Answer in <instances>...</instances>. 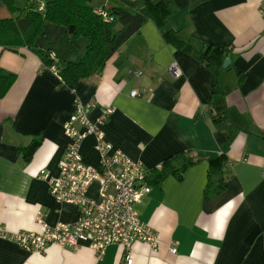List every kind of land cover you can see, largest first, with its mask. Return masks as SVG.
I'll return each instance as SVG.
<instances>
[{"label":"crops","instance_id":"crops-1","mask_svg":"<svg viewBox=\"0 0 264 264\" xmlns=\"http://www.w3.org/2000/svg\"><path fill=\"white\" fill-rule=\"evenodd\" d=\"M173 1L176 12L168 22L179 40L199 51L207 44L228 49L231 62L224 67L223 60L216 74L193 50L165 37L153 19L109 58L102 74L81 78L76 85L64 83L43 58L54 51L63 66L83 56L87 40L82 48L73 47V36L63 27L48 22L38 47L13 51L0 46V67L16 75L0 98V224L9 232L40 231L38 212L45 213L50 225L77 220L79 208L58 202L41 172H60L71 143L64 125L78 97L93 121L102 107L114 106L102 125L105 139L151 170V193L136 208L161 242L155 251L136 242L132 264H264V0ZM95 5L108 7L110 2ZM49 37L56 48L45 46ZM174 61L179 77L170 72ZM216 84L226 91L228 117L239 128L230 142L228 131L218 129L208 114ZM134 90L139 95L132 96ZM80 149L84 163L99 165L96 135L85 138ZM182 151L203 159L181 178L170 174L158 179L155 169ZM216 156L223 157L228 187L207 198L208 157ZM90 193L97 195L94 188ZM174 241L177 252L172 254ZM0 264L127 263L118 244L98 258L87 243L78 250L52 244L37 253L0 236Z\"/></svg>","mask_w":264,"mask_h":264},{"label":"built area","instance_id":"built-area-1","mask_svg":"<svg viewBox=\"0 0 264 264\" xmlns=\"http://www.w3.org/2000/svg\"><path fill=\"white\" fill-rule=\"evenodd\" d=\"M40 10L45 4H40ZM98 14L108 17L107 7L96 8ZM51 70L60 76L59 59L54 51H49ZM174 77L181 76L176 61L170 64ZM61 77V76H60ZM139 95L137 90L132 96ZM86 105L76 97L75 110L64 125V132L70 138L64 158L60 162L58 175L42 171L51 194L60 203L74 204L79 208V216L73 223L59 222L50 225L45 213L38 212L36 220L41 226L38 232L20 230L9 232L0 224V236L17 242L23 248L44 253L52 244L78 250L87 243L98 258L107 247L118 244L123 247L127 264L134 262L133 245L142 241L152 250L160 246L159 233L140 218L136 206L151 193L149 175L141 161L134 160L122 150L114 149L105 139L102 125L116 111L114 106H104L97 121L90 119ZM89 135H96L100 160L97 167L83 162L81 144ZM97 195H91L92 189ZM174 241L170 253L177 252Z\"/></svg>","mask_w":264,"mask_h":264},{"label":"trees","instance_id":"trees-1","mask_svg":"<svg viewBox=\"0 0 264 264\" xmlns=\"http://www.w3.org/2000/svg\"><path fill=\"white\" fill-rule=\"evenodd\" d=\"M19 1L34 0H0L10 12L0 16V46L13 51L25 46L38 47L37 40L45 33L48 22L63 27L67 32L70 26H75L76 32L70 35L83 36L87 40V47L79 60L68 61L59 66L62 81L70 85H76L81 78L102 74L109 58L138 33L149 19L158 24L165 37L178 40L179 46L193 50L205 60L215 74L217 66L228 58V49L207 44L204 50L199 51L178 39L177 31L168 22V18L176 12L173 0H49L45 3L44 10H40V5L35 4L20 7L17 5ZM96 1L110 2L107 7L108 17L96 12ZM48 53L49 51L43 53V58L51 65ZM15 79L14 73L0 67V98L8 93ZM208 114L218 129L228 131V141H232L239 128L228 117L226 91L219 84H216L210 99ZM36 144L37 142L32 144L31 150ZM222 158L208 157L210 169L205 192L207 198L217 196L228 187L227 181L222 177ZM202 159L201 155H190L189 152L182 151L164 161L160 168L155 169L156 174L158 179L170 174L181 178L190 165ZM175 160L180 161L178 166H174ZM215 176H219V179L214 180Z\"/></svg>","mask_w":264,"mask_h":264},{"label":"rangeland","instance_id":"rangeland-1","mask_svg":"<svg viewBox=\"0 0 264 264\" xmlns=\"http://www.w3.org/2000/svg\"><path fill=\"white\" fill-rule=\"evenodd\" d=\"M10 14L9 10L7 9L6 5L0 2V16H3V14ZM46 32V30H45ZM54 38L49 37L46 38L45 41V46H51L52 48H56V43L54 42ZM84 40L85 38L83 36H73L72 41H73V47L79 48L78 46H81V48L84 46ZM57 41V40H56Z\"/></svg>","mask_w":264,"mask_h":264},{"label":"water","instance_id":"water-1","mask_svg":"<svg viewBox=\"0 0 264 264\" xmlns=\"http://www.w3.org/2000/svg\"><path fill=\"white\" fill-rule=\"evenodd\" d=\"M76 32V27L75 26H70L69 27V33L74 34ZM231 62L230 58H227L224 62V67H226L229 63Z\"/></svg>","mask_w":264,"mask_h":264}]
</instances>
